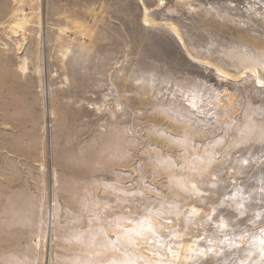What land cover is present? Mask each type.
Instances as JSON below:
<instances>
[{"label": "rangeland", "instance_id": "rangeland-1", "mask_svg": "<svg viewBox=\"0 0 264 264\" xmlns=\"http://www.w3.org/2000/svg\"><path fill=\"white\" fill-rule=\"evenodd\" d=\"M0 264H264V0H0Z\"/></svg>", "mask_w": 264, "mask_h": 264}]
</instances>
